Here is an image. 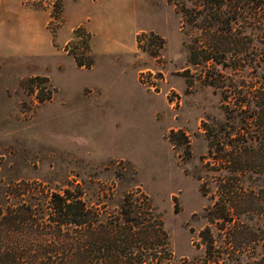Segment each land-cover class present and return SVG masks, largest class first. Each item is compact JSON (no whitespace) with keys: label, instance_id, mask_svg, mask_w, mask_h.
Returning a JSON list of instances; mask_svg holds the SVG:
<instances>
[{"label":"rangeland","instance_id":"obj_1","mask_svg":"<svg viewBox=\"0 0 264 264\" xmlns=\"http://www.w3.org/2000/svg\"><path fill=\"white\" fill-rule=\"evenodd\" d=\"M5 2L0 179L79 183L114 211L146 196L173 264L200 261L208 228L225 244L244 217L214 222L220 181L264 190V174L228 172L244 138L260 144L264 3L235 16L204 0Z\"/></svg>","mask_w":264,"mask_h":264},{"label":"trees","instance_id":"obj_2","mask_svg":"<svg viewBox=\"0 0 264 264\" xmlns=\"http://www.w3.org/2000/svg\"><path fill=\"white\" fill-rule=\"evenodd\" d=\"M204 1L219 8L228 2L235 16L247 3ZM219 8L216 19L224 13ZM263 120L264 114L258 146L244 138V147L231 151L230 174H264ZM234 176L220 181V212L212 217L229 220L235 210L242 223L227 230L225 244L217 243L211 228L202 231L205 255L179 264H264V190L238 187ZM71 185L62 193L38 180L0 179V264H173L168 231L146 196L126 194L114 211L98 206L105 202L101 197L89 201L81 184Z\"/></svg>","mask_w":264,"mask_h":264},{"label":"crops","instance_id":"obj_3","mask_svg":"<svg viewBox=\"0 0 264 264\" xmlns=\"http://www.w3.org/2000/svg\"><path fill=\"white\" fill-rule=\"evenodd\" d=\"M8 6H6L5 0H0V34H1V29L4 26V21L6 15L9 13L8 12Z\"/></svg>","mask_w":264,"mask_h":264}]
</instances>
